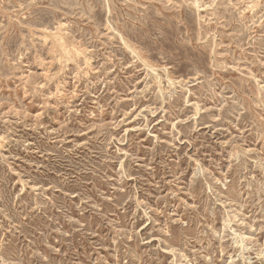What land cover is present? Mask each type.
Segmentation results:
<instances>
[{
    "label": "rangeland",
    "instance_id": "1",
    "mask_svg": "<svg viewBox=\"0 0 264 264\" xmlns=\"http://www.w3.org/2000/svg\"><path fill=\"white\" fill-rule=\"evenodd\" d=\"M0 264H264V0H0Z\"/></svg>",
    "mask_w": 264,
    "mask_h": 264
},
{
    "label": "bare ground",
    "instance_id": "2",
    "mask_svg": "<svg viewBox=\"0 0 264 264\" xmlns=\"http://www.w3.org/2000/svg\"><path fill=\"white\" fill-rule=\"evenodd\" d=\"M67 51V50H66ZM59 57V56H58Z\"/></svg>",
    "mask_w": 264,
    "mask_h": 264
}]
</instances>
